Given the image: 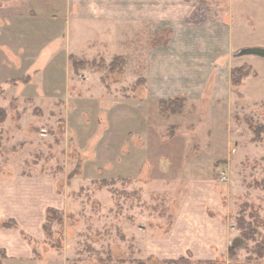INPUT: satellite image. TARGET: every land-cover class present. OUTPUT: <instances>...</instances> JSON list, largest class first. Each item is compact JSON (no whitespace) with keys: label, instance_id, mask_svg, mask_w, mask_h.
Masks as SVG:
<instances>
[{"label":"rangeland","instance_id":"1","mask_svg":"<svg viewBox=\"0 0 264 264\" xmlns=\"http://www.w3.org/2000/svg\"><path fill=\"white\" fill-rule=\"evenodd\" d=\"M54 1L0 52V183L51 179L59 207L43 241L23 232L33 259L0 264H264V58L232 55L248 76L227 99L140 105L134 43ZM232 1L233 54L264 48V0Z\"/></svg>","mask_w":264,"mask_h":264},{"label":"crops","instance_id":"2","mask_svg":"<svg viewBox=\"0 0 264 264\" xmlns=\"http://www.w3.org/2000/svg\"><path fill=\"white\" fill-rule=\"evenodd\" d=\"M70 1L78 18L105 21V33L117 27L119 42L128 38L134 43L133 55L127 51L123 56L145 62L147 94L140 105L151 101L160 105L182 96L188 108L230 97L231 73L237 67L231 58L240 43L232 0ZM44 3L55 9L54 0H0V52L7 60L16 57L11 36L21 35L17 31L29 27V20L33 25L31 19L39 17ZM54 191L53 180L33 175L0 183V222L14 219L18 224L0 229V250L8 258H34L32 243L23 232L45 239L47 209L59 207Z\"/></svg>","mask_w":264,"mask_h":264},{"label":"trees","instance_id":"3","mask_svg":"<svg viewBox=\"0 0 264 264\" xmlns=\"http://www.w3.org/2000/svg\"><path fill=\"white\" fill-rule=\"evenodd\" d=\"M113 63H115V61ZM241 70H242V68H237V67L232 70L231 80L233 81V84H235V85H239L241 83V80L243 78H245L246 76H248V74H242L240 76H237V72L241 71ZM178 102H179V99H178V97H176L174 99L161 101V105L168 103V105H172V106L174 105L173 108H177L176 106H177ZM180 109H181V107L179 109L175 110V112L179 111ZM255 133L256 134L258 133L257 129L255 130ZM53 210H54L53 208H49L47 215L50 216V212H54ZM238 226L242 230L241 231V239H246V238H250V237L253 238L254 234L256 233L253 230L252 224L247 223L246 220L242 217L238 221ZM15 227H16L15 224H8L5 222L0 223V229L1 228H15ZM262 252L264 254V244L262 245ZM181 260H183V258ZM171 264H175V262H171ZM180 264H184V263H180Z\"/></svg>","mask_w":264,"mask_h":264},{"label":"water","instance_id":"4","mask_svg":"<svg viewBox=\"0 0 264 264\" xmlns=\"http://www.w3.org/2000/svg\"><path fill=\"white\" fill-rule=\"evenodd\" d=\"M244 55H256L264 58V48L263 47H243L236 53L235 57L244 56Z\"/></svg>","mask_w":264,"mask_h":264}]
</instances>
